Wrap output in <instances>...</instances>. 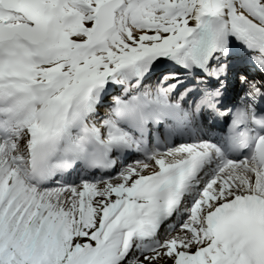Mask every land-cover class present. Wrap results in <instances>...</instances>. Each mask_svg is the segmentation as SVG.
Here are the masks:
<instances>
[{
	"label": "snow or ice",
	"instance_id": "obj_1",
	"mask_svg": "<svg viewBox=\"0 0 264 264\" xmlns=\"http://www.w3.org/2000/svg\"><path fill=\"white\" fill-rule=\"evenodd\" d=\"M0 264H264V0H0Z\"/></svg>",
	"mask_w": 264,
	"mask_h": 264
}]
</instances>
